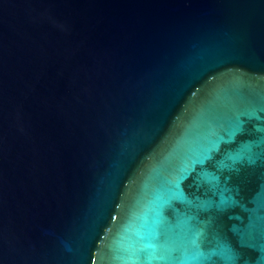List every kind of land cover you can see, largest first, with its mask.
Returning <instances> with one entry per match:
<instances>
[{
  "label": "water",
  "instance_id": "obj_1",
  "mask_svg": "<svg viewBox=\"0 0 264 264\" xmlns=\"http://www.w3.org/2000/svg\"><path fill=\"white\" fill-rule=\"evenodd\" d=\"M0 264H264V0H0Z\"/></svg>",
  "mask_w": 264,
  "mask_h": 264
}]
</instances>
